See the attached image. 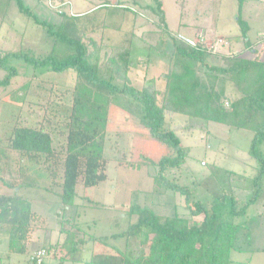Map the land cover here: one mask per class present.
I'll use <instances>...</instances> for the list:
<instances>
[{
    "label": "trees",
    "instance_id": "trees-1",
    "mask_svg": "<svg viewBox=\"0 0 264 264\" xmlns=\"http://www.w3.org/2000/svg\"><path fill=\"white\" fill-rule=\"evenodd\" d=\"M244 2L239 0L238 21L245 38L249 27L240 17ZM65 7L55 10L62 20L52 26L56 30L51 32L53 49L48 55L36 59L25 53H0V69L6 70L0 86H8L18 75L17 69L6 64L12 57L32 65L34 76L56 72L69 73L75 79L69 87L50 82L47 96L30 94L28 90L20 95L24 98L21 112L5 135L6 148L19 155L18 172L57 185L61 189V209L71 208L79 186L97 187L107 181V128L112 121V107L121 104L128 114L125 121L138 115L150 135L170 149V154L157 164L159 182L185 197V210L189 213L187 218L175 207L168 216L131 208L129 214L137 216L136 222L119 235L127 238L125 250L108 245L109 237L85 239L79 223L62 220L60 233L66 235L63 247L68 248L67 255L93 241L97 246L88 264L233 263L231 255L239 251L241 237L238 221L246 216L255 198L246 201L239 195L244 190L232 187L222 197L203 203L185 185L168 179L166 173L180 168L188 157L177 133L195 127L189 123L170 127L168 121L183 115L253 132L250 154L260 166L252 179L256 197L264 174V157L259 151L264 144V60L223 52L219 55L221 62L211 64L209 60L217 56L199 42L173 37L159 8V29L143 34L141 39L158 55L169 59V68L152 79L147 78L146 72L142 85L137 87L131 77L136 72L133 50L94 40L91 33L78 28L77 22L68 17ZM19 10L30 18L29 9L21 1ZM35 22L44 25L39 20ZM169 37L171 52L167 51ZM148 63L142 62V66L148 69ZM26 95L31 97L29 101H25ZM28 122L35 123L30 126ZM2 183L8 192L0 193V245L7 247L6 256L0 254V264H17L9 258L28 254L36 226L45 220L33 211L32 202L19 194L21 184ZM228 202L230 205L225 207ZM198 217L202 218L200 222L192 221ZM134 240L148 245L149 252H135L131 245ZM40 249L49 256L52 246Z\"/></svg>",
    "mask_w": 264,
    "mask_h": 264
},
{
    "label": "rangeland",
    "instance_id": "rangeland-1",
    "mask_svg": "<svg viewBox=\"0 0 264 264\" xmlns=\"http://www.w3.org/2000/svg\"><path fill=\"white\" fill-rule=\"evenodd\" d=\"M19 1L29 9L30 18L20 12ZM64 2L67 5L63 10L68 17L77 22L78 28L91 33L94 40L103 41L109 47L126 46L133 50L136 72L131 77L133 85L137 87L142 85L146 72L147 78L152 79L169 68V59L158 55L141 39L143 34L159 29V8L173 37L178 35L197 42L203 36L209 46L215 47L208 49L217 56V59L209 60L211 64H219V55L223 52L264 60V0H245L240 15L249 27L245 38L238 21L239 0ZM61 20V15L52 10L45 0H0V53H25L36 59L45 57L53 49L51 32L56 29L52 26L58 25ZM167 40V51L171 52L172 37ZM221 41L223 43L219 44ZM142 62H149L151 67H143ZM6 64L17 69L18 75L8 86H0V193L8 192L3 181L21 184L19 194L30 200L33 211L45 220L37 224L28 254L25 257H10L9 261L13 259L17 264H28L30 256L43 246H52L49 259L68 253V248L63 247L66 235L60 233L62 220L73 219L79 223L85 239L109 237L108 245L125 250L127 238L119 235L136 222L137 216L129 214L131 208L138 207L168 216L175 207L181 215L189 218L185 210V197L167 189L163 181L159 182L160 169L157 164L170 154V149L150 135L149 128L140 123L138 115H133L131 121H125L128 114L119 103L111 109L112 121L107 128L104 151L108 160L107 181L97 187L79 186L75 205L61 209V189L36 175L18 172L19 155L6 148L5 135L21 112L24 100L21 94L28 90L30 94L47 96L50 82L69 87L75 83V79L69 73L56 72L34 76L33 66L21 58L12 57ZM5 75L6 70L0 69V81ZM30 98L26 95L25 101ZM34 123L27 124L32 126ZM168 123L170 127L188 123L195 127L192 131L177 133L182 146L188 150V157L180 168L169 170L166 177L176 184L185 185L203 203L222 197L232 187L242 188L244 192L240 191L239 195L246 201L254 197L255 202L248 208L246 216L238 221L241 224L239 251L232 253L231 264H264V174L255 197L256 188H252V179L260 166L250 154L253 132L183 115H177ZM259 151L264 157V144ZM229 205L228 202L225 207ZM200 220L202 218L198 217L192 221L197 223ZM246 233L249 237H245ZM95 245L90 241L84 245V249H93ZM131 245L135 252H149L148 245L136 240ZM6 247V244L0 245V254L4 257ZM82 251L76 253L85 255V252L81 254ZM47 262L51 264L50 260Z\"/></svg>",
    "mask_w": 264,
    "mask_h": 264
},
{
    "label": "crops",
    "instance_id": "crops-1",
    "mask_svg": "<svg viewBox=\"0 0 264 264\" xmlns=\"http://www.w3.org/2000/svg\"><path fill=\"white\" fill-rule=\"evenodd\" d=\"M81 14H76V15H81ZM83 252H85L86 254L85 255L84 254L78 255L77 254L78 252H77V253H74L72 255H67V253H66V254H63V256L61 255L60 257L55 255L54 258H52V259H49L51 257L48 256L45 264H48V262H47L48 260H50L51 264H88V262H90V260L92 259V256L95 253V248H93V249H84L83 248V251L81 252V254ZM12 257L15 258L17 256H12ZM61 257H62V259H61ZM11 262L17 263V262H14L13 259H11Z\"/></svg>",
    "mask_w": 264,
    "mask_h": 264
},
{
    "label": "built area",
    "instance_id": "built-area-1",
    "mask_svg": "<svg viewBox=\"0 0 264 264\" xmlns=\"http://www.w3.org/2000/svg\"><path fill=\"white\" fill-rule=\"evenodd\" d=\"M45 1L52 10H58L67 5V3L64 2V0H45ZM197 42H199L202 45H205L207 49L215 48L213 45L209 46L210 44H207L206 43L207 41L203 37H200ZM218 43L219 44L223 43V41ZM224 43L227 44L225 41ZM47 257H48L47 251L45 249H39L30 256V262L32 264H45Z\"/></svg>",
    "mask_w": 264,
    "mask_h": 264
},
{
    "label": "water",
    "instance_id": "water-1",
    "mask_svg": "<svg viewBox=\"0 0 264 264\" xmlns=\"http://www.w3.org/2000/svg\"><path fill=\"white\" fill-rule=\"evenodd\" d=\"M185 39H186V38H185ZM186 40L190 41L191 43H194V41H192V40H189V39H186Z\"/></svg>",
    "mask_w": 264,
    "mask_h": 264
}]
</instances>
